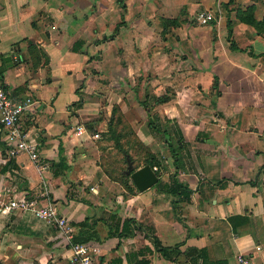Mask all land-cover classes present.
Returning a JSON list of instances; mask_svg holds the SVG:
<instances>
[{
  "label": "crops",
  "instance_id": "1",
  "mask_svg": "<svg viewBox=\"0 0 264 264\" xmlns=\"http://www.w3.org/2000/svg\"><path fill=\"white\" fill-rule=\"evenodd\" d=\"M221 1L229 0H0V75L14 101L32 100L22 129L39 154L33 162L6 143L0 123L3 264H74L55 229L9 204L42 205L43 192L92 264H238L240 254L264 264V31L237 15L255 3L262 20L264 0ZM132 8L146 16L134 20ZM196 9L215 23L199 24ZM170 18L180 24L172 50L152 51L171 35L157 32ZM145 37L146 51H136ZM119 114L121 142L136 138L154 153L159 179L173 176L191 190L187 200L155 185L140 192L129 170L107 163ZM154 237L176 247V261Z\"/></svg>",
  "mask_w": 264,
  "mask_h": 264
},
{
  "label": "built area",
  "instance_id": "2",
  "mask_svg": "<svg viewBox=\"0 0 264 264\" xmlns=\"http://www.w3.org/2000/svg\"><path fill=\"white\" fill-rule=\"evenodd\" d=\"M196 18L200 23L206 24L209 22L211 15L207 11H201ZM31 105L32 100L30 98L14 101L0 75V123L3 139L17 151L26 152L33 162H38L37 145L28 138L27 131L22 129V118ZM76 128V131L84 129L81 125L76 126ZM94 136L97 137L98 135L95 134ZM40 198H45L46 200L42 205L38 204L36 197L32 199L22 198L9 204L23 211H30L34 216L55 229L65 244L70 246L72 251L70 260L72 263L92 264L93 257L88 246L83 242L73 240L75 229L72 223L68 218L57 212L53 203L47 199L46 192H43ZM236 258L238 264H252L251 259L245 255L240 254Z\"/></svg>",
  "mask_w": 264,
  "mask_h": 264
},
{
  "label": "rangeland",
  "instance_id": "3",
  "mask_svg": "<svg viewBox=\"0 0 264 264\" xmlns=\"http://www.w3.org/2000/svg\"><path fill=\"white\" fill-rule=\"evenodd\" d=\"M220 4L222 5V7L225 6V3L223 1H221ZM249 5H253V8H254L253 9V16L255 17V12H256L255 5L256 4L255 3L247 4V5H245V8L247 6H249ZM183 9L184 8H182L181 14L184 13ZM201 11H204V10H201V9H196L195 10V13H194L195 18L197 17V14L199 12H201ZM143 13H145V16H146V8L144 10H141L140 8L139 9L138 8H135V9L132 8L131 9V14H132V16H134V20H137V18H139L140 15H143ZM218 13L219 12H216V15H218ZM170 19H172L173 22H163L162 25L157 24V28H158L157 32H159V27L162 26V35H164L166 33H169V34L171 33V35H169V37H167V38L164 37V36H162L161 37L162 42L158 39L159 38L158 35H156V40H159L161 43L158 41L154 45L160 43L159 46H161V47H155V49L153 48L152 51H158V49H161L160 51H171L172 50L171 47H173V44L172 43L174 41V39H172V38H173L174 33L176 31L175 29L177 27H179L180 24L178 23V21H177L176 18H170ZM196 20H197V18H196ZM258 20L260 21V19H258ZM209 21L210 22L207 23V24H213V23H215V20L213 19V17H211V19ZM197 22L199 23V21H197ZM199 24L202 25V23H199ZM138 26L139 27L141 26V29H142V27L145 28L146 24H143L142 22H140L139 24H137V21H136V27H138ZM248 26L255 29V27L252 26L251 24H248ZM263 28H264V26H263ZM144 32H145V35H146V31H144ZM152 41L154 42L155 39L152 40ZM232 42L234 43V40ZM139 45L141 46V49L142 50H139L137 48L136 51H146V37L144 39H141V43ZM128 140L130 141L129 143H128ZM171 140H172V145L176 149H178V144H177V141L175 140V137L172 136L171 137ZM134 142L135 141H133L131 137L126 138L125 142L122 143L123 144V148H122L121 144L117 141V139H115V142L112 141V142L109 143V145H110L111 148L108 149V152H106L105 159L107 160V163L110 164V166L112 167V169L115 170L119 175L122 174V171L123 170H129V171L134 170V168L137 165L141 164L144 161L150 162V163H153V162H157L158 161L157 160L158 158H157V156L154 153L146 152V159H144V155H142L141 152H139V151H136L135 152L134 150H136L135 149L136 146H135V143ZM130 148H132V152L131 153L129 152ZM105 149H107V148H105ZM124 151H126V152H124ZM124 153L126 155H124ZM169 153L171 154L172 159L175 160L174 159V156H173V154H172V152H171L170 149H169ZM132 154H134L135 157H133ZM178 155H179V151H178ZM127 157H129V160L130 161L127 160ZM132 161H133L134 164H132V163L130 164V162H132ZM154 169H155V171H156V173H157L158 176H161L163 174V171H161V169H159V168H154ZM121 177H120V182L119 183H121V187H124V186L127 185V183L123 182V180L121 179ZM126 177H127L128 180L130 179L128 174H126ZM124 184H126V185H124Z\"/></svg>",
  "mask_w": 264,
  "mask_h": 264
},
{
  "label": "trees",
  "instance_id": "4",
  "mask_svg": "<svg viewBox=\"0 0 264 264\" xmlns=\"http://www.w3.org/2000/svg\"><path fill=\"white\" fill-rule=\"evenodd\" d=\"M233 0H229L228 3H231ZM228 3H226L225 5H227ZM253 5H249L247 6L245 9H237V15L239 16V18L243 21H245L246 23L248 24H251L252 26L255 27V29L257 30L258 33H263L264 31V17L262 18V20H256L253 16ZM167 22H173V20H170L168 19ZM227 26L230 27V22L227 23ZM229 37V36H228ZM233 46V44H231ZM217 81V80H216ZM216 81H214V86L216 85ZM119 127H122V128H125L126 127V124L124 123L123 119H122V116L119 114L117 116V118L115 120L112 121V124L109 125L108 127V133H109V138L112 139L114 142H115V139H117V141L121 144L122 148H123V144L121 142L122 138H125L123 134H121V132H117L118 128ZM133 141H135V151H142L144 150L145 154H144V159H146V152H150L146 147H144L136 138L133 139ZM130 141L128 140V143ZM169 146H170V150L174 156V161L176 162L177 161V158H178V149H176L172 143L170 142L169 143ZM126 152V151H124ZM152 153V152H151ZM124 155H126L124 153ZM154 156V155H153ZM129 158V157H128ZM144 165L145 164H148L150 165L152 168L158 163L157 162H153V163H150V162H142ZM140 165V164H139ZM138 166V165H137ZM137 166L134 168V170L137 168ZM172 181L167 184V183H163L160 179L158 180V182L155 184V186L157 187H160L162 190H164L165 192L171 194V195H181L182 198L184 200H187L189 198V195L191 193V190L189 188H186V187H183L181 184H179L175 178L172 176L171 177ZM126 185V184H125ZM225 183H220V186H224ZM126 188H128L130 190V186L129 185H126L125 186ZM122 230H125L127 232H130V227H129V223L127 220H124L122 222ZM154 241H155V244L157 245L159 251L161 252L162 255H166L168 257L169 260L171 261H176L174 256L177 255V252H176V247H164V246H161L160 243H159V240L154 237ZM197 250V249H196ZM202 252V249H199L197 250V252ZM198 257H203V254L202 256H198ZM202 259V262H200V264H217L216 262H210L208 263L206 261V259L203 257L201 258ZM146 260H144L142 262V264H146ZM0 264H3L1 261H0Z\"/></svg>",
  "mask_w": 264,
  "mask_h": 264
},
{
  "label": "water",
  "instance_id": "5",
  "mask_svg": "<svg viewBox=\"0 0 264 264\" xmlns=\"http://www.w3.org/2000/svg\"><path fill=\"white\" fill-rule=\"evenodd\" d=\"M136 189L140 192L154 186L159 177L154 168L145 164L135 170L127 171Z\"/></svg>",
  "mask_w": 264,
  "mask_h": 264
}]
</instances>
